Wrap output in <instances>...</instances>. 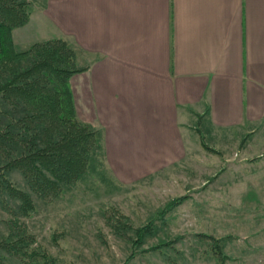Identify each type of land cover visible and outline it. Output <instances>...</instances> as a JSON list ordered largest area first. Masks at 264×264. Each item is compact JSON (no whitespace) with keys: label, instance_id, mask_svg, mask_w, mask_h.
Masks as SVG:
<instances>
[{"label":"rangeland","instance_id":"rangeland-1","mask_svg":"<svg viewBox=\"0 0 264 264\" xmlns=\"http://www.w3.org/2000/svg\"><path fill=\"white\" fill-rule=\"evenodd\" d=\"M26 2L19 15L27 14L26 21L11 29L14 49L61 39L38 40L29 25L37 0ZM72 50L76 67L84 70L91 55ZM69 81L75 118L98 130V147L82 174L43 196L14 172L12 181L29 202L20 207L19 198H10L0 205V240L16 245L26 238L27 246L22 251L7 244L1 251L6 264H122L132 250L137 254L127 264H264V123L245 131L239 122L184 113L182 127L166 130L165 137H146L142 128L133 134L136 143L109 145L104 128L89 120L83 79L75 73ZM182 195L181 203L157 216ZM152 219L154 231L133 247L134 229ZM195 233L222 239L228 258L218 261Z\"/></svg>","mask_w":264,"mask_h":264},{"label":"crops","instance_id":"crops-1","mask_svg":"<svg viewBox=\"0 0 264 264\" xmlns=\"http://www.w3.org/2000/svg\"><path fill=\"white\" fill-rule=\"evenodd\" d=\"M29 25L91 55L76 74L109 145L165 137L184 113L264 123V0H37Z\"/></svg>","mask_w":264,"mask_h":264},{"label":"trees","instance_id":"trees-1","mask_svg":"<svg viewBox=\"0 0 264 264\" xmlns=\"http://www.w3.org/2000/svg\"><path fill=\"white\" fill-rule=\"evenodd\" d=\"M24 4L26 0H0V205L10 198H19L20 207L28 204L29 199L12 181L14 172L20 173L32 192L46 195L60 188L59 182L67 177L82 174L87 157L98 147L99 139L98 130L75 118L69 79L81 68L76 67L72 48L61 39H51L33 44L25 51L14 49L11 29L26 21L27 14L19 17ZM21 60L26 61L25 65L22 66ZM16 65L18 70L14 68ZM202 145L214 151L204 141ZM185 197L169 200L157 216L162 217ZM153 221L134 229L133 247L154 231ZM194 235L209 242L218 261L228 258L223 252L222 239L205 233ZM173 241L140 251L157 250ZM7 244L0 240V264H6L1 251ZM15 244H8L12 245L9 248L24 251L27 240L22 238ZM136 254L132 250L122 264H127Z\"/></svg>","mask_w":264,"mask_h":264}]
</instances>
